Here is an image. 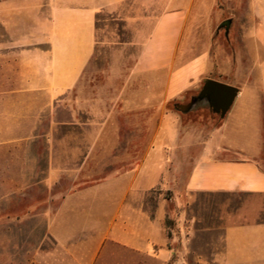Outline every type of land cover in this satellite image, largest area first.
I'll list each match as a JSON object with an SVG mask.
<instances>
[{
    "label": "rangeland",
    "instance_id": "1",
    "mask_svg": "<svg viewBox=\"0 0 264 264\" xmlns=\"http://www.w3.org/2000/svg\"><path fill=\"white\" fill-rule=\"evenodd\" d=\"M164 1L122 0L113 10L101 11L96 20L95 52L78 88L54 101L45 93L19 90L22 80L14 35L0 22V264H74L49 237V214L65 195L94 183H113L142 160L159 120L158 95L168 82L167 73L138 76L133 81L155 87L149 93L152 109L134 114L115 111L119 90L129 82ZM250 4L251 0H196L191 45L209 52L210 62L201 79L177 103L190 102L207 78L239 89L259 84V58L264 51L250 36ZM229 19L227 30L222 23ZM89 101L92 108H88ZM98 103L102 112L111 114L102 135L94 140L99 125L89 122L99 118ZM218 115L213 109L205 110L190 114L187 122L210 129ZM259 162L264 169V160ZM185 175V170L171 179L165 175L163 183L176 185L168 190L159 186L148 197L151 211L160 194L173 199L167 206L171 216L165 220L171 248L183 251L189 244L195 254L210 256L223 250L225 225L264 222V196L199 194L190 203L184 191ZM192 218L197 219L194 225ZM193 226L200 229L198 233L191 234ZM186 253L170 264H194L193 253ZM96 264L160 263L110 245Z\"/></svg>",
    "mask_w": 264,
    "mask_h": 264
},
{
    "label": "crops",
    "instance_id": "2",
    "mask_svg": "<svg viewBox=\"0 0 264 264\" xmlns=\"http://www.w3.org/2000/svg\"><path fill=\"white\" fill-rule=\"evenodd\" d=\"M120 1L0 0V22L13 33L17 49L19 90L45 93L54 101L77 89L95 52L97 16ZM195 7L196 0L164 1L129 82L119 90L116 113L147 111L154 102L149 93L156 89L133 81L159 72L168 76L158 95L159 120L140 163L113 183H94L65 195L49 214L48 235L74 264H96L110 245L160 264H170L186 252L193 253L194 264H264V222L225 225L223 250L205 257L195 254L189 244L183 251L170 247L165 220L171 216L167 206L173 199L160 194L155 210L148 208L152 190L176 185L163 183L165 175L171 179L183 170L190 203L199 194L264 196V169L259 162L264 160V55L259 58V84L239 89L220 126L208 129L189 123L183 113L167 107L201 79L210 62L209 52L191 45ZM250 36L264 51V0H251ZM97 108L99 118L89 122L99 125L94 140L102 135L111 114L102 112L99 103ZM196 220H190L192 225ZM199 230L193 226L191 234Z\"/></svg>",
    "mask_w": 264,
    "mask_h": 264
},
{
    "label": "water",
    "instance_id": "3",
    "mask_svg": "<svg viewBox=\"0 0 264 264\" xmlns=\"http://www.w3.org/2000/svg\"><path fill=\"white\" fill-rule=\"evenodd\" d=\"M230 25V19L222 23V26L227 30ZM238 93L239 88L236 86L207 78L204 80V84L197 97H193L188 103H176L174 106L178 112L186 114L194 108L198 99L206 97L213 111L219 114L221 118H224L235 102Z\"/></svg>",
    "mask_w": 264,
    "mask_h": 264
},
{
    "label": "trees",
    "instance_id": "4",
    "mask_svg": "<svg viewBox=\"0 0 264 264\" xmlns=\"http://www.w3.org/2000/svg\"><path fill=\"white\" fill-rule=\"evenodd\" d=\"M198 94H199V92H198L196 95H194V97L198 96ZM176 103H177L176 101H171V102H169L168 105H167L168 109L174 111V110H175V106H174V105H175ZM205 110H209V111L212 110L211 105H210V103H209V101H208V99H207L206 97H205V98H202V99H198V101L195 103L194 108H193L190 112L184 114L183 117H185V119L187 120V119L189 118L188 116H189L190 114L196 116V115H198L201 111H205ZM223 119H224V118H221V117L218 115V118L216 119V122L212 125L211 128H215V127L220 126L221 123L223 122ZM173 217H176V215H174ZM166 222H167V221H166ZM168 236H169V238H171V234H170V233H168Z\"/></svg>",
    "mask_w": 264,
    "mask_h": 264
}]
</instances>
